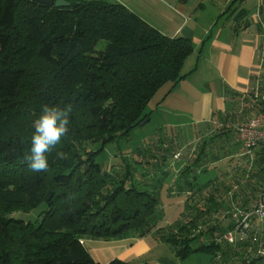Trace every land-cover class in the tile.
<instances>
[{
	"label": "trees",
	"instance_id": "16d2710c",
	"mask_svg": "<svg viewBox=\"0 0 264 264\" xmlns=\"http://www.w3.org/2000/svg\"><path fill=\"white\" fill-rule=\"evenodd\" d=\"M66 1L0 0V264H100L86 241L149 235L178 260L256 264L250 232L226 240L232 214L251 211L264 191V146L247 154L236 134L245 111L227 99L192 142L157 136L106 155L149 117L159 89L188 76L193 45L119 3ZM44 105H71L69 132L46 153L49 170L33 172L24 156ZM186 144L191 154L175 158ZM166 203L176 207L165 212ZM41 206L34 222L16 216Z\"/></svg>",
	"mask_w": 264,
	"mask_h": 264
},
{
	"label": "crops",
	"instance_id": "0c3cea01",
	"mask_svg": "<svg viewBox=\"0 0 264 264\" xmlns=\"http://www.w3.org/2000/svg\"><path fill=\"white\" fill-rule=\"evenodd\" d=\"M78 1L119 3L162 34L170 38L189 39L193 45L192 57L201 58L211 68L215 78L212 83L216 94L207 95L209 112L214 99L217 100V106L218 103L222 104L223 111H213L211 117L215 113L224 112L227 99H230L236 113L245 111L243 120L262 112L264 0H153L161 6L160 10H156L158 14H146L145 0ZM206 1L223 4L218 8L220 14H210L209 19L204 20ZM252 103L256 105L248 107ZM249 236L251 250L258 258L256 264H264V222L253 220ZM128 241L134 242L129 239L118 241L119 243L94 241V244L89 245L93 260L108 264L117 259L121 252L127 251L125 243ZM132 245L133 243L130 246Z\"/></svg>",
	"mask_w": 264,
	"mask_h": 264
},
{
	"label": "rangeland",
	"instance_id": "374dc122",
	"mask_svg": "<svg viewBox=\"0 0 264 264\" xmlns=\"http://www.w3.org/2000/svg\"><path fill=\"white\" fill-rule=\"evenodd\" d=\"M145 3L147 4L146 14H158L156 10H160V5L158 6L153 0H145ZM219 5L223 6L220 2L211 3L206 1L203 10L204 18H206L204 20H208L210 14H220L218 11ZM102 46H104V42H100L97 49L102 48ZM192 54L182 68V73H188V76L170 91L168 86L159 89L145 108L146 113L149 115L148 121L134 128L127 138H122L118 143L108 146L105 150L106 155L114 149L129 154L157 136L179 135L180 138H183V141L192 142L195 133L203 129L210 120L211 112L223 111L222 104L218 103L219 106H217V100L214 99L211 112H209L207 95L209 93L213 96L216 94L215 86L212 83L215 78L211 68L201 58L192 57ZM243 119L238 118L235 126L239 123V120L240 123L244 122ZM193 146L194 144H186L183 150L176 154L175 158L189 156ZM174 207H176L174 204H164L165 212H169ZM42 209L41 206L29 214H17L16 216L25 221L34 222ZM93 242L86 241L85 246L92 259L93 252L89 245L94 244ZM117 243L119 242L117 241ZM132 243L133 245L130 246ZM125 245L127 251L121 252L117 259L128 264H212L211 256L204 254H194L185 260H178L173 256L167 244L157 241L151 235L134 240V242L128 241Z\"/></svg>",
	"mask_w": 264,
	"mask_h": 264
},
{
	"label": "clouds",
	"instance_id": "9594fccd",
	"mask_svg": "<svg viewBox=\"0 0 264 264\" xmlns=\"http://www.w3.org/2000/svg\"><path fill=\"white\" fill-rule=\"evenodd\" d=\"M71 105L63 109L55 106L44 105L41 115L34 121V133L31 138L29 154L24 156V161L33 172H47L49 170L46 153L60 143L61 138L69 132ZM59 159H64L62 151L56 153Z\"/></svg>",
	"mask_w": 264,
	"mask_h": 264
},
{
	"label": "built area",
	"instance_id": "2783aa9c",
	"mask_svg": "<svg viewBox=\"0 0 264 264\" xmlns=\"http://www.w3.org/2000/svg\"><path fill=\"white\" fill-rule=\"evenodd\" d=\"M236 134L247 154H251L259 146H264V111L239 123L236 126ZM232 219L235 221V225L233 231L226 237L229 243H234L236 237H239L240 240L245 239L248 232L251 231L253 219L264 222V191L254 202L251 211L237 210L232 214Z\"/></svg>",
	"mask_w": 264,
	"mask_h": 264
},
{
	"label": "water",
	"instance_id": "95a60500",
	"mask_svg": "<svg viewBox=\"0 0 264 264\" xmlns=\"http://www.w3.org/2000/svg\"><path fill=\"white\" fill-rule=\"evenodd\" d=\"M33 1L43 5L54 6L55 8H68L71 5L66 0H33ZM146 121L148 120L145 119L143 122L140 123V125H143Z\"/></svg>",
	"mask_w": 264,
	"mask_h": 264
}]
</instances>
